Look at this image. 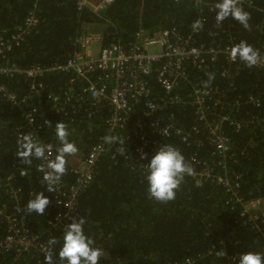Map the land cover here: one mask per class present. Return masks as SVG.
I'll list each match as a JSON object with an SVG mask.
<instances>
[{
    "label": "trees",
    "instance_id": "trees-1",
    "mask_svg": "<svg viewBox=\"0 0 264 264\" xmlns=\"http://www.w3.org/2000/svg\"><path fill=\"white\" fill-rule=\"evenodd\" d=\"M216 3L217 0H206L205 5L197 7L191 0L179 3L175 0H116L96 14L89 8L79 11L78 0H0V38L16 33L37 4L35 12L39 24L10 53L12 63L22 69L65 63L77 51L76 40L87 33H102L104 45L113 42L127 45L134 41L140 29L153 33L160 28H177L187 35L198 20L203 21V28L197 35L199 43L225 46L246 41L254 49L264 46V0L244 7L250 14L248 28L231 18L222 26L217 25L214 20ZM222 69L191 68V81L206 83L211 74L214 79L209 85L219 87L226 102L233 103L250 95L262 100V108L242 105L238 112L241 118H252L249 128L237 133L226 127V132L232 140L233 154L228 167L242 175L241 195L247 201L264 199V72L245 65L233 66L230 76L222 77ZM73 80L79 92L82 80L71 73L44 75L39 82L45 88L41 94H36L20 76L0 77V84L16 93L19 101L26 99L25 103L14 107L0 100V201L6 207L5 213L15 214L25 228L41 237L43 243L47 245L50 239L57 240L56 258L63 232L48 226L49 206L43 216L26 211L34 194L45 192L50 199L53 193L46 191L45 172L40 170L39 159L32 157L29 164L17 157L18 130L25 127L28 113L37 109L43 125L42 139L53 146L55 155L60 146L55 124L62 121L67 125L69 142L78 148L75 155L85 158L105 134L102 117H106L108 111L106 108L91 110L90 101L65 104L64 111L61 106L54 107L56 103L51 95L63 101ZM150 84L154 97H158L160 90L156 82L152 80ZM182 93L187 99L188 89ZM142 112V106H138L132 113L126 134L113 140L108 154L97 162L94 182L78 198L76 220H85V233L95 247L104 250L101 264H184L188 260L193 264H238L242 253H264V235L243 225L240 209H232L227 204V194L216 184L206 182L198 186L196 180L185 176L175 200L163 203L149 198L146 171L137 159L148 164L153 153L146 149L142 153L147 159H141L142 153L136 151L139 140L127 142V135H132L136 129L135 120ZM172 116L177 125L187 131L197 126L194 109L190 106L170 108L157 118L168 122ZM201 139L203 136L197 137V141ZM166 143L176 147L193 169L203 168V165L191 163L196 157L203 160L205 166H215L213 148L205 141L202 147L190 146L179 138ZM72 156L67 157L66 173L61 178L68 185L77 181V175L72 172ZM10 177L13 186L20 191L17 200L7 195L5 180ZM2 219L0 217V241L8 233V226ZM38 261L45 264L43 255L35 249L20 258L0 256V264H36Z\"/></svg>",
    "mask_w": 264,
    "mask_h": 264
},
{
    "label": "built area",
    "instance_id": "built-area-1",
    "mask_svg": "<svg viewBox=\"0 0 264 264\" xmlns=\"http://www.w3.org/2000/svg\"><path fill=\"white\" fill-rule=\"evenodd\" d=\"M175 1L179 3L182 0ZM191 1L197 7H202L206 2ZM255 1L239 0V3L244 8L254 6ZM115 2L116 0H78V10L89 8L99 14ZM36 10L37 4L16 33L9 38H0V77L20 76L29 83L32 93L41 94L45 87L39 80L44 75L71 73L82 80L83 87L77 92L74 88L75 81H70V88L63 95V101L59 96L51 95V99L56 103L54 107L62 108L65 104L90 101L91 110L106 108L108 111L107 116L102 117L105 134L99 137V142L91 147L85 158L79 155L71 157L72 172L77 175L76 183L68 185L61 179L49 199L47 216L51 229L64 232L65 226L76 219L78 198L81 192L94 182L97 162L108 154L117 136L126 134L132 113L138 106H142L141 117L135 120L136 129L132 135H127V142L138 139L140 146L136 151L142 153L149 149L153 155L162 144L173 138H179L183 143L197 147H202L203 141L207 142L213 148L214 168L205 166V162L197 157L193 158L191 163L203 165V168L200 171L194 169V175L188 177L196 180L198 186L211 182L222 188L228 196L227 204L232 206V209L234 207L240 209L243 225H248L264 235V199L247 201L241 195L242 175L228 167V161L232 160L233 154L232 140L226 132V127L237 133L249 128L253 123L252 118L238 116L241 106L251 104L260 109L263 102L255 95H250L246 99L239 98L233 103L226 102V96L219 87L209 84L205 87V82L191 81V68L208 70L221 67L222 77H228L233 66L244 65L239 60L233 62L229 58L228 51L236 45L235 42L225 46L199 43L197 35L203 28L202 20H198L201 27H196L197 21L194 22L187 35L177 28H160L153 33L147 29H140L134 41L127 45L115 42L104 45L102 33L91 32L76 40L77 51L65 63L22 69L12 63L10 53L20 44L23 37L39 24ZM214 20L216 21L215 16ZM256 50L261 55V61L253 68L264 72V46ZM152 80L160 90L156 98L150 84ZM184 89H188L187 99L182 93ZM0 100L8 101L13 107L26 102V99L19 101V96L4 84H0ZM182 105L194 109L197 126L191 131L179 127L173 116L168 122L157 118V115L166 113L170 108ZM62 110L64 111L63 108ZM164 129L167 132L166 136L162 135ZM42 131L43 125L39 122L38 110L33 109L26 116L25 127L19 128L18 137L30 134L38 143L49 146L50 144L42 139ZM199 136H203L201 141H197ZM107 138L114 139L109 142ZM50 146L52 151L50 158L54 159V148ZM39 161L41 166L46 165L45 160ZM137 162L146 171L147 163L142 164L140 159H137ZM5 184L9 198L17 200L20 191L13 186L12 177L6 179ZM4 192L6 193L5 190ZM4 209L6 207L0 201V217L8 226L6 237L0 241V256L14 255L20 258L35 249L44 257L47 245L42 242L41 237L25 228V224L15 214H7ZM36 264H42V261ZM184 264L193 262L188 260Z\"/></svg>",
    "mask_w": 264,
    "mask_h": 264
},
{
    "label": "clouds",
    "instance_id": "clouds-1",
    "mask_svg": "<svg viewBox=\"0 0 264 264\" xmlns=\"http://www.w3.org/2000/svg\"><path fill=\"white\" fill-rule=\"evenodd\" d=\"M214 11L217 25L223 24L225 20L231 18L245 28L250 26V14L240 5L239 0H217ZM196 27H201L200 21L196 22ZM228 54L233 62L239 60L248 68L256 66L261 61L259 51L246 41L234 45ZM212 79L214 76L210 74L205 87ZM162 135H167L165 129ZM55 136L60 146L56 149L54 159L50 158L52 156L51 146L38 143L30 134L22 135L17 141V157L19 159L29 164L32 157L46 161V165L42 166L40 170L45 172L43 179L47 184V193L56 191L58 182L66 173L67 157L78 152L75 143L69 142L68 128L62 121L55 124ZM107 139L111 142L114 138ZM121 154H123V149H121ZM141 159H147V155L142 153ZM145 168L149 198L163 203L175 200L176 192L185 176L194 175V169L186 162L183 154L168 143L162 144L157 149ZM49 204L50 200L45 192L36 193L28 201L26 211L28 214L35 213L43 216ZM84 224V219H73L65 226L62 243L58 250V259L56 258L57 251L54 250L57 240L53 238L48 241L47 247L44 249L45 264H101L104 250L94 246V241L85 233ZM220 255H224V253H220ZM238 264H264V253H242L238 258Z\"/></svg>",
    "mask_w": 264,
    "mask_h": 264
},
{
    "label": "rangeland",
    "instance_id": "rangeland-1",
    "mask_svg": "<svg viewBox=\"0 0 264 264\" xmlns=\"http://www.w3.org/2000/svg\"><path fill=\"white\" fill-rule=\"evenodd\" d=\"M73 156H75V155H73Z\"/></svg>",
    "mask_w": 264,
    "mask_h": 264
}]
</instances>
